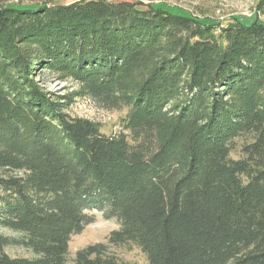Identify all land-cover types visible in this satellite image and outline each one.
I'll return each mask as SVG.
<instances>
[{"label":"trees","instance_id":"trees-1","mask_svg":"<svg viewBox=\"0 0 264 264\" xmlns=\"http://www.w3.org/2000/svg\"><path fill=\"white\" fill-rule=\"evenodd\" d=\"M56 1L0 5V264H264V25ZM83 97L122 132L71 117ZM93 212L119 227L69 263Z\"/></svg>","mask_w":264,"mask_h":264},{"label":"rangeland","instance_id":"rangeland-1","mask_svg":"<svg viewBox=\"0 0 264 264\" xmlns=\"http://www.w3.org/2000/svg\"><path fill=\"white\" fill-rule=\"evenodd\" d=\"M74 1L77 0H57L56 2L68 5ZM19 3H27V0H0V5ZM144 3H151L173 14H183L200 22L219 27L238 20L244 25H250L253 21L264 25V0H146ZM43 81L46 90L57 95H66L77 89V86L71 82H59L48 77H45ZM67 113L71 117L90 120L98 125L102 133L112 135L122 132L121 120L125 117L126 109L109 110L93 100L83 97L75 98ZM240 145L241 141H237V150ZM231 156L237 158V152L231 153ZM93 213L95 215L94 222L86 226L80 234L70 238L68 244L69 263L78 250L96 243L106 244L110 232L119 227L115 220L105 219L98 212ZM111 250L123 261L133 264H148L145 256L137 248ZM5 253L12 257L30 256L20 248L6 249Z\"/></svg>","mask_w":264,"mask_h":264}]
</instances>
